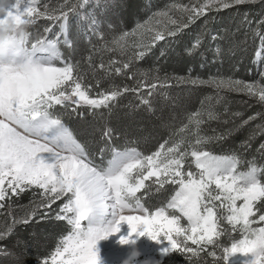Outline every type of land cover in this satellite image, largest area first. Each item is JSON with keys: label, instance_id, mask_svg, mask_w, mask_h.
Instances as JSON below:
<instances>
[{"label": "snow or ice", "instance_id": "1", "mask_svg": "<svg viewBox=\"0 0 264 264\" xmlns=\"http://www.w3.org/2000/svg\"><path fill=\"white\" fill-rule=\"evenodd\" d=\"M90 3L92 9L85 11ZM108 6L106 0L103 5L101 0H57L55 4L52 0H16L8 9V16L17 22L28 19L32 26L41 20L50 23L38 35L39 41L25 49L23 58L8 62L0 58V258L19 260L3 243L18 225L53 220L64 222L68 231L37 264H98L96 245L101 231L108 226L105 236L118 233L121 223L130 228L121 243H127L142 227L139 236L167 241L162 255L178 252L188 264H226L235 253H252V264H264V165H258L253 157L241 170L242 153L216 154L208 147L257 119L260 123L238 147L247 151L252 140L264 136V0H169L150 10L147 18L130 30L110 37L96 15V9L103 14ZM252 6H259L258 18L244 11L233 29L213 32L209 27L225 10ZM70 16L87 25L80 32L90 45L89 54L80 59L75 58L76 47L69 36ZM202 18L204 23L185 53L193 56L200 52L207 38L215 45L212 63H223L225 49L220 42L227 44L230 56L247 51L249 42L255 43L252 63L258 78L236 77L239 61L230 66L228 74L217 69L206 79L193 77L191 69L187 76H176L158 66H138L160 42H164L161 56L169 49L174 51L176 38ZM57 26L59 30L53 33ZM107 27L112 30L114 26L109 23ZM241 30L244 38L233 39ZM105 52L117 53L119 59L105 60ZM97 54L99 63L94 59ZM200 55L203 57V52ZM116 77L133 83L116 84ZM172 81L188 85L189 95L201 86L215 92L204 96L195 111L185 113L178 128L164 123L169 136L150 154L137 147L114 146L115 130L101 110L110 116L118 101L132 94L139 101L136 107L151 112L155 96L167 97ZM225 93L242 94L261 110L242 119L243 112L230 110ZM86 116L97 122L103 145L98 153L90 149L93 141H81L66 123ZM213 121L232 127L212 129L213 134L208 135L203 126ZM105 151H110L106 161ZM257 151L264 154V143ZM167 185L174 186L168 200L148 207L144 202L147 197ZM25 192H32L29 204L13 208L14 199ZM61 200L58 209L53 208ZM231 233L238 237L231 238L226 247L223 238ZM23 243L17 241V246Z\"/></svg>", "mask_w": 264, "mask_h": 264}, {"label": "trees", "instance_id": "2", "mask_svg": "<svg viewBox=\"0 0 264 264\" xmlns=\"http://www.w3.org/2000/svg\"><path fill=\"white\" fill-rule=\"evenodd\" d=\"M185 2H187V0H185ZM52 3H57V0H52ZM167 3H169V0H118L114 14L107 18L102 26L103 31L110 37L113 33L119 34L122 30H130L137 21L146 19L150 10L161 8ZM244 11H249L250 15L254 18H258L260 14L259 6L225 10L218 14L217 20L212 22L209 27L213 32H217L225 27L233 29L240 20V14ZM72 17L73 21L76 17L70 16V18ZM72 21L70 23H72ZM49 23L50 22L46 20L43 21V23L38 22L37 25L31 27L30 31L35 35H42L43 27ZM109 23L114 26L112 30H109L107 27ZM203 23L204 20L202 18L189 29H186L183 34L178 36L176 38L178 43L172 46L174 51L169 49L166 56L160 55L161 48L164 47V42H160L153 48L151 53L138 62V66L142 69H150L154 66H158L163 72L175 74L176 76H187L189 69H191V75L193 77L199 75L206 79L210 73H215L217 69L228 74L230 66L239 61L240 70L235 73L236 77L245 80L258 78L256 66L252 63L256 44L252 42H249L247 51L237 52L236 56H230L227 53V44L220 42L225 49V54L222 57L223 63H212V48L215 45L214 43L210 45L207 38L205 39L204 47L200 50V52H203V57L200 55V52H197L193 56H188L185 53V48L191 46V43L200 31ZM57 28L58 26L53 30L58 31L59 29ZM70 38L73 39L76 47L75 58L80 59L86 57L89 54L90 45L86 42L84 36L77 32L74 25L72 29H70ZM243 38V30L233 37V39L237 41ZM93 42H96L95 38H93ZM62 51L67 55L68 50L63 46ZM103 56L105 60L109 57L119 59L117 53L105 52ZM94 59L99 63L100 55L97 54L94 56ZM202 64L204 65L203 67H201ZM249 69L252 71L249 72ZM115 83L132 84L133 81L122 80L120 77H116ZM107 84L108 82L106 81L104 86L107 87ZM172 84L173 86L167 89L169 93L167 97L159 93L155 96L152 105L153 111L151 112L144 106L136 107L139 101L132 94H125L124 97L118 101L117 106L110 116L107 115L106 110H101L105 112V117L109 126L115 130V136L117 138H114L112 141L114 146L121 149L125 146L137 147L138 150L143 153L150 154L169 136L170 130L162 127L164 123L173 124L174 127L178 128L185 113L195 111L200 106V100L204 96L214 94L215 92L211 87L201 86L196 88L193 93L189 95L188 85L176 81H172ZM225 95L230 102L229 108L231 111H241L244 113L242 119H246L249 115L261 110L260 105L242 94L225 93ZM245 101H247V103H244ZM219 110H223V105L219 106ZM85 111H87V109H85ZM173 117H175L174 123ZM66 123L69 124L81 141H93V143L90 144V149L93 153L99 152L100 147L103 145L100 141V133L96 130L97 122L93 117L86 116V118L82 120H66ZM237 123H239V120H237ZM257 123H260L259 119L253 121L240 131L234 132L222 143H213L209 145V149L216 154H229L233 150L242 153L244 163L240 166L241 170L248 167V162L251 161L253 157H255L258 165H264V154L257 151L259 145L264 143V136H257L252 140L251 148L247 151L238 147L241 141L247 139L250 129ZM203 127L206 134L212 135V129L223 131L226 127H232V125H223L213 121L205 124ZM126 141L130 143L126 145ZM108 158H110V151H105L104 161ZM97 162H101L98 156ZM173 188L174 186L167 185L159 193L149 195L144 202L150 208L163 205L172 194ZM142 194L143 193H141V195ZM32 198V192H25L19 198L14 199L13 208H17L20 205H28ZM63 202V200L57 201V203L53 205V208L58 209L59 205ZM224 227L228 228L229 232H231L230 226L226 223ZM67 231L68 228L64 222H56L53 220L41 221L39 223L33 221L27 225H18L14 235L3 243L6 244L9 250L15 252L19 256V260L14 261L11 258H0V264H37L38 258L47 256L53 251L57 244L58 237L67 233ZM233 237H238V233H231V236L226 235L223 238V244H225L226 247L230 246V239ZM17 241H22L24 243L17 246ZM158 262L159 264H188L185 257L178 252H172L164 256V258ZM209 264H211V261H209ZM222 264H224V262H222Z\"/></svg>", "mask_w": 264, "mask_h": 264}, {"label": "rangeland", "instance_id": "3", "mask_svg": "<svg viewBox=\"0 0 264 264\" xmlns=\"http://www.w3.org/2000/svg\"><path fill=\"white\" fill-rule=\"evenodd\" d=\"M16 0H14L15 4ZM102 5L105 0H101ZM108 3V8L106 11L101 14L100 9H96L97 17L105 22L107 18L114 14V10L117 7L118 0H106ZM24 4L20 5V9L23 10ZM92 9V4L88 5V8L85 11H89ZM76 17V16H75ZM72 18H69V25L70 29H72L73 25L79 34L81 28H86V23L79 21V18L76 17L73 21ZM45 20L39 21V23H43ZM72 21V23H70ZM104 25V23H103ZM56 29V28H54ZM58 29V28H57ZM70 29H69V36H70ZM56 31L53 30V33ZM52 34H50L51 36ZM83 35V34H82ZM84 36V35H83ZM257 71V68H256ZM258 76V72H257ZM42 156L47 157L48 154H41ZM50 162V161H48ZM146 183H151V181H146ZM183 223V221H182ZM120 232L110 235L107 239H102L97 242L96 249L98 250V254L103 259V264H121V261L127 255L129 248L127 245L122 246L119 241L121 237L128 236L130 232V228L126 223H121L119 225ZM143 231V228H138L137 233L131 236V240L136 242V246L141 252L140 260L151 259L154 264L164 258L166 255H162V248L167 245V241H164L163 238L160 241L152 240L147 234L144 236H139L138 233ZM254 260V255L252 253L242 254V253H235L228 257L226 263L227 264H252Z\"/></svg>", "mask_w": 264, "mask_h": 264}, {"label": "clouds", "instance_id": "4", "mask_svg": "<svg viewBox=\"0 0 264 264\" xmlns=\"http://www.w3.org/2000/svg\"><path fill=\"white\" fill-rule=\"evenodd\" d=\"M14 5V0H0V58L5 62L18 60L24 57L25 49L30 48L33 42L39 41V36L30 31L32 23L25 19L17 22L14 18L8 16V9ZM39 46V45H38ZM110 231L108 226L101 231V239H107L110 235L105 236L104 233ZM98 240V241H99ZM97 241V242H98ZM119 243L127 245L129 251L121 264H154L151 259L140 260L142 255L136 246L134 240L129 239L127 243ZM98 264H103L102 257L97 252ZM159 264V262H155Z\"/></svg>", "mask_w": 264, "mask_h": 264}, {"label": "bare ground", "instance_id": "5", "mask_svg": "<svg viewBox=\"0 0 264 264\" xmlns=\"http://www.w3.org/2000/svg\"><path fill=\"white\" fill-rule=\"evenodd\" d=\"M50 161V160H49ZM51 162V161H50Z\"/></svg>", "mask_w": 264, "mask_h": 264}]
</instances>
